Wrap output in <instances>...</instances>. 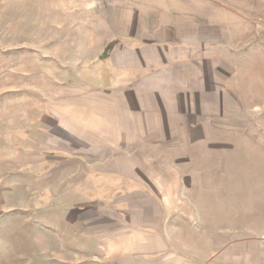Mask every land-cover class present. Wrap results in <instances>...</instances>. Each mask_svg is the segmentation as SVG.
<instances>
[{
  "label": "rangeland",
  "instance_id": "1",
  "mask_svg": "<svg viewBox=\"0 0 264 264\" xmlns=\"http://www.w3.org/2000/svg\"><path fill=\"white\" fill-rule=\"evenodd\" d=\"M0 264H264V0H0Z\"/></svg>",
  "mask_w": 264,
  "mask_h": 264
}]
</instances>
